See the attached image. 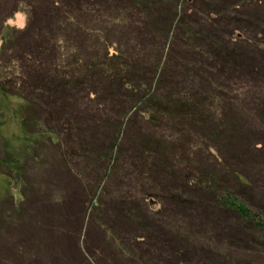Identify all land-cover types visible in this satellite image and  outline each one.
<instances>
[{
    "label": "rangeland",
    "instance_id": "1",
    "mask_svg": "<svg viewBox=\"0 0 264 264\" xmlns=\"http://www.w3.org/2000/svg\"><path fill=\"white\" fill-rule=\"evenodd\" d=\"M102 2L112 4L111 0H98V3ZM191 2L193 3L191 9H194L197 15L189 13L193 20L187 17L188 23L184 22L180 27L185 36H181L180 32L175 30L179 37L177 40L172 39L170 49L163 54L161 53L163 48L151 46L154 44L151 38L153 30L161 28L160 24L151 19L149 21L147 19L148 22L136 21L134 25H130V21L124 24L123 20L118 19L114 26H108L109 30L104 31L106 35L102 33L101 36L98 35L99 24H92V28H85L86 31L79 34L73 26L68 29L71 43L69 38L65 40L64 37L58 38V41H63L65 56L68 54L71 56L77 50H82L84 56L86 50L91 53L97 50L102 55L110 46V56L116 54V50L123 51L125 61L128 63L134 61L140 69L145 68L147 71L153 67L151 62L161 61L160 57L163 56L164 62L160 69L161 72L164 70L169 74L165 75V72H162L165 77L159 89L166 94L172 90L169 81L172 86L176 84L179 90L175 91L180 92L183 98L185 95L188 96L187 94H193L203 101L212 103L209 100L216 99L215 96H209L206 92L212 93L210 89L216 88L217 96L224 93V96L220 97L221 103L214 101L215 113L218 114L208 121L209 125L205 130L208 136L205 137L203 134L201 138L205 139L201 143H196L194 148L184 142H180L184 146L183 149L176 148L181 157L182 155L187 157L182 160L184 163L190 158L189 155H194L185 165L188 177L184 173V179H180L178 184L185 186L187 183L189 188L199 189L197 194L194 191L192 195V199L195 200L193 208L191 211L183 212L180 210L181 207H175L176 210L179 209L177 212L180 214L177 217L168 215L166 212L170 204L166 201L169 197L166 187L163 189L165 191L163 197L166 199L163 203H161L163 198L160 197L136 200L135 203L140 208L137 217L144 222L146 215L144 213L149 206L153 212L160 211L164 215L158 216L157 220H160L159 224L165 229L164 233L159 232L161 239L155 240L156 246L149 244L148 240L138 243H144L143 245L151 251L143 253L142 256L145 257L146 254L149 258L153 257L152 264H171V261L181 264L180 258L178 259L171 251H179L178 254L181 253L189 262L195 261V264L204 261L205 264H264V246H257L253 242L255 235L264 237V233L255 227L257 222L252 219L248 220L250 223L246 221L241 224L240 221L244 220H240L237 213L226 211L223 214L222 206L218 209L216 203L212 205L210 203L213 194L220 203L219 198H222L225 189L230 187L231 190H235L237 198L245 203L244 206L253 216L264 214V52L259 51L260 46L264 45V0H191ZM231 5L233 9L226 11L230 17L224 19L223 9H229ZM99 6L98 8L94 6L95 11L106 8ZM27 8H31L28 9L31 12L29 23L24 13H18L23 15V20L18 14L9 20L10 25L15 27L12 28L13 31L16 29L14 32H19L12 46L15 51L19 45H23L27 51L32 47L31 52H34L40 32H49L47 26L50 21V9L42 0L36 2L31 0ZM105 13H110V10L102 15ZM105 15L109 17V14ZM141 18L146 20L147 17ZM195 21L203 25L204 29H208L205 35L201 33L202 29ZM21 23L24 24L23 28L19 27ZM157 40L159 41V38ZM228 42L234 51L233 57L227 56ZM1 46L0 41V48ZM196 48L204 55L206 50L218 51V62L215 57H210L212 62L216 61L213 67L219 65L218 68L225 69L223 73L226 71L227 76L219 77L217 73L219 70L211 68L209 63L205 67L206 71H202L194 61L191 62L188 54ZM203 59L210 61L209 58ZM184 64L189 65L185 68L182 66ZM147 71H143L142 74ZM19 75L18 71L15 76L21 83L23 76ZM94 84L96 88H91L92 94L93 92L96 94L94 99H89L90 96L82 93V89L68 93L72 97L63 96L60 92L55 95L61 102L65 99L68 101V98L71 100V107L69 110L67 108L66 114L57 115L61 119L66 116V119L58 124L64 133L62 135L64 145H57L58 129L47 125L49 122L45 107L50 106L45 104L47 100L45 98L39 103L33 102V105L29 103L32 109L29 113L33 115L40 132L34 144L32 142L19 144L12 140L15 146H9L7 141L17 138L22 129L20 120L12 115L18 104H7L0 92V264L145 263L139 262L128 250L127 245L135 250L137 247H134L136 242H132L127 233L118 232L108 226L105 220L102 221L103 210H106L108 205L112 207L116 205L119 208L120 203L116 202L119 197L124 191L132 192L135 187L133 184L131 187L129 185L127 169H123V172L115 176L117 180L111 178L116 172L114 169L122 168L112 166L110 154H106L112 150L106 149L112 142L111 138L109 140L106 136L115 134L116 130L105 129V126L108 128V123L104 114H110L112 109L120 110L121 90L102 77ZM20 85H23V82ZM48 86L54 87L49 84ZM12 88L15 90V87ZM132 90L133 87L128 92L131 93ZM18 91L24 92L22 88ZM34 92L41 95L47 91L44 87H37ZM132 93L143 92L134 89ZM123 99L129 100L124 97ZM201 103L198 102V105ZM221 109H225V115H222ZM36 111L44 115L39 118L35 114ZM141 113L134 109L131 116L123 121L117 146L120 151L123 150L118 155L121 163L138 155L135 150L139 149L144 140L150 145L155 140L167 137L171 147H175L174 143L178 142L175 140L180 139L177 138V129L181 128L179 124L169 119L159 121V118L150 122ZM99 116L103 118L99 119ZM74 117L79 118L80 123L74 122ZM93 118L98 121L93 123L90 121ZM103 153L105 155L102 160H106L108 169L110 167L107 172L98 171L95 165L97 161L95 159H98L95 157ZM169 168L171 167H167L165 175L170 172ZM189 174L191 177L196 174L194 175L196 184L190 182ZM163 175L162 179H165L166 176ZM98 176L102 179L99 189L95 183ZM237 176L242 178L244 184L239 182ZM86 185L89 192L91 186L97 187L91 199L87 191L84 192ZM105 189L111 194H108V191L105 193ZM204 191L206 192L201 193ZM139 193L138 189L133 195L141 198L142 195ZM198 193H201V196ZM95 200L96 204L93 202ZM152 223L149 221V224ZM158 227L160 228V225ZM248 227L254 230L251 231L254 232V236L251 233L248 236ZM125 231L130 232L131 225L126 226ZM132 257L135 258L134 261ZM148 257L146 258L149 259Z\"/></svg>",
    "mask_w": 264,
    "mask_h": 264
},
{
    "label": "trees",
    "instance_id": "2",
    "mask_svg": "<svg viewBox=\"0 0 264 264\" xmlns=\"http://www.w3.org/2000/svg\"><path fill=\"white\" fill-rule=\"evenodd\" d=\"M30 1L31 0H0V5H2L0 7V10L2 11V16L0 17V41L2 44L0 48V92L7 104H18L14 108L15 111L12 112V115L16 119L18 118V121L20 120L19 122L22 128L20 130V135H18L17 138H12L7 142L11 147L15 146L12 140L19 144L27 142H32V144H34V142L37 140V135L38 133L40 134V132L38 130V125L36 124L35 120H33V115L29 113L30 110H32L31 106H29V103L33 105V102L39 103L46 98L47 100L45 104L51 107H45L47 110V112H45L46 118L49 122L47 125H49L51 128L54 127L55 129H58L57 132L59 135L57 138V145H64V140L62 137L64 133L63 130L59 129L58 124L63 121V119H66V116H63V119H61L57 115H59V113L66 114L67 108L69 110L71 107V100L68 98V101L65 99L63 102H61V99L55 95L59 94L58 92H60V94L64 96L76 89H82V93H87L90 96L89 99H94L96 94L94 92V95L92 94L91 88H96L94 82L100 77H102L106 82L111 83V85L119 88V90H121L122 98L119 101V103L121 102L122 105L120 110L116 111L115 109H112L110 110V114H104L107 116L106 119L108 123V128L105 126V129L107 131L116 130L115 134L106 136V138L109 140L111 138L110 141H112L110 146L106 147L107 150H112L110 153L106 152V154H110L109 156L111 157L110 161L112 162V166L114 165L115 167L122 168L121 170H116L113 168L116 172L114 175L112 174L113 177L111 178L117 180L115 176L123 172V169H127V179L130 181L129 185L131 187V184H133L135 189H133L132 192L124 191V194H122V196L116 201L120 203L119 208H117L116 205L113 207L108 205L106 210H103L102 215H104V217L102 218V221L105 220L108 226L112 227L118 232L127 233L128 236H130L132 242H136L134 247H137L135 250L130 245H127L128 250H130V252L136 256V258H138L139 262L141 261L142 263L145 262L144 264H152L153 257L149 258L146 254L145 257L142 256L143 253H148L149 250L147 249V246L145 247L144 243L143 245L142 243L138 242H142V240H148L149 244H156L155 240L158 241L161 236L159 235V232L164 233L165 231L164 227L162 228V225L159 224L160 220H157V218L158 216L164 217V215H162L160 211L153 212L148 206L144 213L146 215L145 221L143 222V220L137 217L139 205L135 202L136 200L144 201L146 199L152 200L151 198L160 197L163 198L161 201V203H163V200H166L163 197V192H165L163 189L166 187V192L169 193V197L166 201L170 204L168 209L170 210V216L177 217L178 214H180L177 212L179 209L176 210L175 207H181L180 210L183 212L185 210L191 211V208H193L195 204V200L192 199V195L194 191L196 192L195 194H197L199 189L196 187L189 188L187 183L185 186H178V184L180 179H184V173H186L185 175L188 177V170L185 168V165H187V162L189 163V160L193 158L194 155H187L190 158L184 163L182 160L187 157L182 155V158L181 153H179V150H176V148L178 147L180 150L184 148L183 144H180V142L186 143L187 146L189 143L194 148L196 147V143H201L203 139H205L201 138L203 134L205 137L208 136V134L205 133V130H207L206 128L209 125L208 121L210 118L217 117L218 114L215 113L214 101L221 103L222 99L220 97H223L224 93L217 96L216 88L210 89L212 90V93L206 92L209 94V96H215L216 99L209 100L212 103L203 101L199 99L198 96L193 94H187L188 96L185 95V98H183V95H181L180 92L175 91L177 89L179 90V88L175 86L176 84L172 86L171 82L169 81L168 84L172 90L171 93L166 94L165 92H161L159 89L163 78L165 75L169 74L164 70H162V72H165V75L161 72L160 68H162V64L164 62V59L162 58L163 56L160 57L161 61L155 60L154 62H151L153 67L151 70L147 71L145 68L140 69V66L134 61L129 63L125 61L122 56L123 51L116 50V54L110 56V46L106 48V52L102 55H100V52L97 50L93 51L92 53L86 50L87 52H85L84 56L82 50H77V52H74V54L72 53L71 56H69V54L68 56H65L63 53V41H58V38L64 37L65 40H69L70 38L68 29L73 28V26L76 27L75 30H77L79 34L82 31H86L84 30L85 28H92V24H99L100 32H98V35L101 36L102 33L105 34L104 31L109 30L107 29L108 26H114L118 19L123 20L124 24H127L128 21H130V25H134L136 21L148 22L149 19H151L152 21L154 20L153 22H157V24H160L161 26V28L153 30L154 33L151 34V38L153 39L154 44L151 46L154 48H163L161 52L163 54L165 51L170 49L172 39L177 40L179 37L177 33L175 34V30H178L181 36H185L180 27L183 26L184 22L188 23L186 21L187 17L191 19V15L189 13H192L194 16L197 15L195 14V10L191 9L193 8V6H191L193 3L191 0H111L112 4L110 3L111 5H109L106 3V5L103 2L98 3V0H72V2L70 0H42V3L45 4L48 9H50V21L48 23L49 25L47 26V28L49 27V32H40V37H38L39 40L35 43L37 48L34 52H31L32 47H30V51H27L23 45H19L18 49L15 51L12 46L18 38L19 32L17 31L15 33L14 31L16 29L14 31L12 29L15 27L11 26L8 21L18 13H24L27 16L26 21L29 23L31 12L28 11V9L31 8H27V4ZM33 1L36 2V0ZM173 1H175V3ZM98 5L105 6L106 8L98 10L96 9L99 12L98 13L94 9V6L98 8ZM62 6L64 7L63 9ZM232 6L233 5H231L229 9H223L224 19L230 17V14L227 12L233 9ZM21 7H24V9ZM84 7L87 8V10H85ZM109 7H111V9ZM107 10H110V13L105 14H109V17H107L105 14L102 15V13ZM142 16L147 17L145 18L146 20H142ZM222 20L223 19H221V21ZM131 21H133V24ZM195 23L201 27V33L205 35L208 29H204V26L196 21ZM158 38L159 41L157 40ZM69 41L71 43V39ZM228 45L229 49L226 50L227 56L230 55L233 57L234 51L230 46V42H228ZM144 51L146 52L145 49ZM259 51L264 52V45L260 46ZM188 56V59H190L191 62L194 61L195 65L199 66L202 71H206L205 67L206 65L208 66L209 63L211 68H214L216 71L219 70L217 72L219 77L227 76L226 71L223 73L225 69L218 68L219 65L217 66L216 64V66L213 67L219 58L218 51L216 52L215 50H206L204 55L202 51H198L196 48L195 51H190ZM212 56L216 58V61L213 60L212 62V58H210ZM203 58H209L210 61H205ZM188 65L189 64H184L182 66L186 68ZM142 70H146L147 72H145L143 75ZM18 71L20 72V75L23 76V85H20L22 82L19 83V79L15 76ZM160 72L161 74H159ZM48 84L53 85L54 87H49ZM12 87H15V90H13L14 88ZM37 87H44V90L47 92H43L41 95L36 94L34 89ZM131 87H133L132 92L134 89H139L143 93H129L128 91ZM21 88L24 90V92L21 91L19 93L18 89ZM68 96L72 97L70 95ZM123 97L128 98L129 100H124ZM198 102L202 103L198 105ZM134 109H138V111L142 112L141 114H144L150 122H153L156 118H159V121H166V119H169L175 122V124H179L181 128L179 127V129H177V138L180 139L175 140L178 142L174 141L175 147H171V143L168 142L167 137L155 140V142L151 143L150 145L147 140H144V143L139 146V149L135 150L138 155H134L133 157L125 160V162L121 163L118 155L123 150L120 151L117 146L120 141L119 137L122 131V124L123 121L127 120L131 116L130 114ZM221 111H223L222 115L226 114L225 109H221ZM35 114L39 118L44 115L38 111H36ZM35 114L34 116H36ZM102 118L103 117L99 116V119ZM73 119L76 123H80L81 121L77 117H74ZM90 121L96 123L98 120L93 118ZM104 155L105 153L101 154L99 157H95L98 158L95 159L97 160L95 161V165L98 171L104 170L107 172L110 170V167L108 169L106 160H102ZM167 167L171 168H169L170 172L165 175ZM162 174L166 176L165 179H162ZM194 175L191 177L189 174L191 179L190 182H192V184H196V181H194ZM238 180L240 183L244 184L241 177H238ZM95 183H97V187L99 189L102 184V179L98 176ZM171 183L177 184L171 185ZM82 184L84 183L82 182ZM97 187L91 186V191L89 192L86 185V189L84 186V192L87 191L88 197L91 199L92 196L94 197V194L92 195V193L97 190ZM194 188H196V190ZM138 189L140 192L139 194L142 195L141 198H136L138 196L133 195V192L137 193ZM107 191L108 190L105 189V193ZM234 191L235 190H231V188L228 187L225 189V195L222 198H219L220 203L218 202V199L215 198L214 194L211 198V202L210 200L209 202L211 205L216 203L218 209H220V206H222L224 211L221 213L223 214L226 211L237 213L238 217H240L239 219L244 220L240 221L242 222L241 224L246 223L248 220H255L257 222L255 223L256 229L258 228V231L263 234L264 214L253 216L250 210L244 206L245 203L240 198H237ZM205 192L206 191L201 193ZM107 193L111 194L109 191ZM201 193L198 194L201 196ZM93 202L96 204L97 200ZM103 202L104 200L102 203ZM181 220L182 218L180 221ZM149 221L153 222L154 224H149ZM163 222L166 223V221ZM130 225L131 231H125L126 226L129 227ZM159 225L160 228L158 227ZM116 227H119L120 229ZM247 229L249 231L247 232L248 236H250L251 231L254 230L249 227ZM251 234L254 236V232ZM254 237L255 239L253 242H255L257 246L260 245L263 247L264 237H256V235ZM163 241L165 240L163 239ZM171 253L176 254L178 259L180 258L179 260L181 264L196 263L195 261L189 262L185 256L181 255V253L178 254L179 251H171ZM134 260L135 258L132 257V261ZM171 264L175 263L171 261ZM201 264H205V261Z\"/></svg>",
    "mask_w": 264,
    "mask_h": 264
},
{
    "label": "clouds",
    "instance_id": "3",
    "mask_svg": "<svg viewBox=\"0 0 264 264\" xmlns=\"http://www.w3.org/2000/svg\"><path fill=\"white\" fill-rule=\"evenodd\" d=\"M18 16L20 17L21 20H23V15H22V14H18ZM9 23H11V21H9ZM19 27L23 28V27H24V24L21 23V24L19 25Z\"/></svg>",
    "mask_w": 264,
    "mask_h": 264
},
{
    "label": "bare ground",
    "instance_id": "4",
    "mask_svg": "<svg viewBox=\"0 0 264 264\" xmlns=\"http://www.w3.org/2000/svg\"><path fill=\"white\" fill-rule=\"evenodd\" d=\"M164 211H165V210H164ZM168 211H170V210H168ZM168 211H167L166 213H168V215H169V212H168Z\"/></svg>",
    "mask_w": 264,
    "mask_h": 264
},
{
    "label": "crops",
    "instance_id": "5",
    "mask_svg": "<svg viewBox=\"0 0 264 264\" xmlns=\"http://www.w3.org/2000/svg\"><path fill=\"white\" fill-rule=\"evenodd\" d=\"M72 263L74 264V262H70V264H72Z\"/></svg>",
    "mask_w": 264,
    "mask_h": 264
}]
</instances>
